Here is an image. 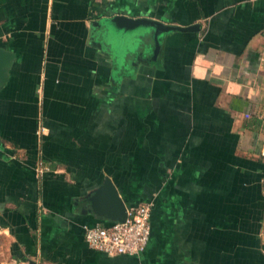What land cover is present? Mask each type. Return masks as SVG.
Wrapping results in <instances>:
<instances>
[{
  "label": "crops",
  "instance_id": "0c3cea01",
  "mask_svg": "<svg viewBox=\"0 0 264 264\" xmlns=\"http://www.w3.org/2000/svg\"><path fill=\"white\" fill-rule=\"evenodd\" d=\"M0 44V264H264V0H0ZM106 177L141 254L86 239Z\"/></svg>",
  "mask_w": 264,
  "mask_h": 264
},
{
  "label": "built area",
  "instance_id": "2783aa9c",
  "mask_svg": "<svg viewBox=\"0 0 264 264\" xmlns=\"http://www.w3.org/2000/svg\"><path fill=\"white\" fill-rule=\"evenodd\" d=\"M44 130L42 128L41 133H44ZM36 169L43 174L51 170L52 167L43 158H40L37 161ZM153 205L154 202L151 200L128 208L124 221L115 220L110 225L86 224L85 236L89 245L110 253L141 254L146 249L151 235Z\"/></svg>",
  "mask_w": 264,
  "mask_h": 264
},
{
  "label": "water",
  "instance_id": "95a60500",
  "mask_svg": "<svg viewBox=\"0 0 264 264\" xmlns=\"http://www.w3.org/2000/svg\"><path fill=\"white\" fill-rule=\"evenodd\" d=\"M114 20L118 24L132 26L137 24H152L159 31L169 29L195 30L199 27L198 23L187 26L166 24L163 21L139 17L133 18L126 14H117ZM14 52L6 49L0 44V85L8 79V68L14 58ZM94 209L101 214L107 215L115 220L124 221L127 217L128 206L124 198L120 195L118 188L110 177H106L104 183L99 186L90 196Z\"/></svg>",
  "mask_w": 264,
  "mask_h": 264
},
{
  "label": "rangeland",
  "instance_id": "374dc122",
  "mask_svg": "<svg viewBox=\"0 0 264 264\" xmlns=\"http://www.w3.org/2000/svg\"><path fill=\"white\" fill-rule=\"evenodd\" d=\"M2 242H3V240H2Z\"/></svg>",
  "mask_w": 264,
  "mask_h": 264
}]
</instances>
